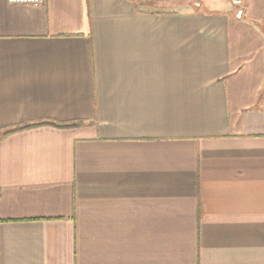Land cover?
<instances>
[{
	"label": "crops",
	"instance_id": "1",
	"mask_svg": "<svg viewBox=\"0 0 264 264\" xmlns=\"http://www.w3.org/2000/svg\"><path fill=\"white\" fill-rule=\"evenodd\" d=\"M0 264H264V0H0Z\"/></svg>",
	"mask_w": 264,
	"mask_h": 264
},
{
	"label": "trees",
	"instance_id": "2",
	"mask_svg": "<svg viewBox=\"0 0 264 264\" xmlns=\"http://www.w3.org/2000/svg\"><path fill=\"white\" fill-rule=\"evenodd\" d=\"M80 124H81V122L59 123V122H55V121H45V122H38V123H31V124H25V125L12 126V127L7 128V129H4L3 134L0 138H4L10 134H13V133L21 131V130H25V129H29V128H35V127L43 126V125L52 126L54 128H57V129H70V128L76 127Z\"/></svg>",
	"mask_w": 264,
	"mask_h": 264
},
{
	"label": "built area",
	"instance_id": "3",
	"mask_svg": "<svg viewBox=\"0 0 264 264\" xmlns=\"http://www.w3.org/2000/svg\"><path fill=\"white\" fill-rule=\"evenodd\" d=\"M8 4L18 5V4H27L36 6L40 4L43 0H6ZM231 5L237 8L242 7V0H229Z\"/></svg>",
	"mask_w": 264,
	"mask_h": 264
}]
</instances>
